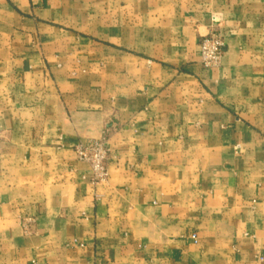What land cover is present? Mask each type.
I'll use <instances>...</instances> for the list:
<instances>
[{
    "label": "crops",
    "instance_id": "crops-1",
    "mask_svg": "<svg viewBox=\"0 0 264 264\" xmlns=\"http://www.w3.org/2000/svg\"><path fill=\"white\" fill-rule=\"evenodd\" d=\"M0 264H264V0H0Z\"/></svg>",
    "mask_w": 264,
    "mask_h": 264
},
{
    "label": "built area",
    "instance_id": "built-area-1",
    "mask_svg": "<svg viewBox=\"0 0 264 264\" xmlns=\"http://www.w3.org/2000/svg\"><path fill=\"white\" fill-rule=\"evenodd\" d=\"M201 63L205 69H215L221 66L226 51V43L222 34L216 30L211 31L203 37L200 42ZM78 159L88 164L92 170V181L99 184L107 181L109 177L108 159L109 150L106 146V139L92 140L86 145L76 147ZM28 224V223H27ZM27 226L25 225V229ZM195 242L198 238L193 236Z\"/></svg>",
    "mask_w": 264,
    "mask_h": 264
}]
</instances>
